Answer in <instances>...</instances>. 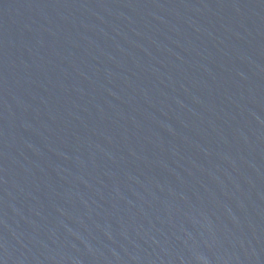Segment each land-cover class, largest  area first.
<instances>
[{
  "label": "water",
  "instance_id": "95a60500",
  "mask_svg": "<svg viewBox=\"0 0 264 264\" xmlns=\"http://www.w3.org/2000/svg\"><path fill=\"white\" fill-rule=\"evenodd\" d=\"M161 0H0V264H153Z\"/></svg>",
  "mask_w": 264,
  "mask_h": 264
}]
</instances>
